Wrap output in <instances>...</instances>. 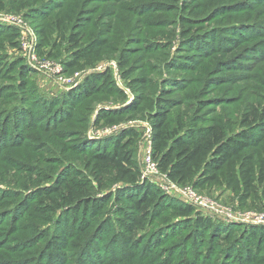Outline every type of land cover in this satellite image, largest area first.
<instances>
[{
    "label": "rangeland",
    "instance_id": "obj_1",
    "mask_svg": "<svg viewBox=\"0 0 264 264\" xmlns=\"http://www.w3.org/2000/svg\"><path fill=\"white\" fill-rule=\"evenodd\" d=\"M1 1L4 9L0 10V57L5 60L4 65L10 63L15 68L13 72L9 70L10 76H0V264H104L107 260L123 264L122 259L110 258L113 254L128 255L124 244L116 239L123 234L115 221L116 214L114 232L107 238L91 236L92 228L75 237L77 229L67 228L64 220L69 212L67 207L59 206L63 201L56 200L55 192L73 171L80 172L78 178H83L79 189L97 192L98 180L92 176L90 154L102 151L104 145L111 147V140L116 138L134 141L141 182H149L172 200L194 207L201 216L235 226L230 231V241L223 243L229 245L223 247L230 251L211 254L214 261L259 264L250 263L249 255L253 260L264 261V238L249 232L254 225L262 224L247 223L241 216L244 212L264 213V202L254 198L241 201V193L217 184H205L200 190L192 182L171 181L160 171L144 174L145 144L152 135L149 102L144 99L161 96L163 84L172 81V86H164L170 87L164 99L169 102L168 117H173L172 124L177 127L188 123V105L202 88L199 71H168L167 66L192 68L209 61L218 50L237 47V59H230L229 71L216 78L220 85L208 88L206 102L210 97L228 95L226 102L214 105L212 111L222 112L230 121L239 116L245 103L264 94V2L222 0L220 6H211L204 15L191 16L192 0H68L66 4L63 0ZM39 2L43 4L38 5ZM231 3L234 4L228 5ZM60 4L62 7L57 9L55 6ZM78 11L89 15L84 24L90 23L92 16L96 19L83 33L80 32L86 27L77 28L69 21ZM182 14L191 22H181ZM74 31L77 41H66L67 34ZM183 32L186 38L182 37ZM94 39L102 40L93 44ZM185 41L194 46L218 41V45L200 55H189L182 48ZM85 49L84 56L73 57L75 51ZM124 58L127 62L123 67ZM66 61L74 66L69 67ZM105 73L111 74L115 84L100 79ZM215 75L211 71L200 79L204 82ZM93 76V92L86 96L82 91ZM71 93H75L76 100L64 105ZM45 103H49L47 109L43 107ZM43 110L53 113L40 124L36 113ZM125 130L135 134L127 135ZM102 175L108 181L107 187L115 190L119 184L113 177L104 172ZM184 188L231 208L235 217L217 216L197 208L179 196ZM165 214L144 234L150 236L160 227L167 228L170 224L162 223L171 212ZM179 221L183 218L172 223ZM36 230L42 233L34 237ZM59 230L65 231L66 240L56 239ZM166 234L151 244L144 241L136 254L147 253L152 245L156 246L151 250L161 264H187L194 259V247L191 240L185 242L184 231L170 240L167 238L172 235ZM90 236L91 240L85 241ZM155 240L162 241L153 243ZM199 250L205 253L206 247Z\"/></svg>",
    "mask_w": 264,
    "mask_h": 264
},
{
    "label": "trees",
    "instance_id": "obj_2",
    "mask_svg": "<svg viewBox=\"0 0 264 264\" xmlns=\"http://www.w3.org/2000/svg\"><path fill=\"white\" fill-rule=\"evenodd\" d=\"M67 1L63 0L62 2L66 4ZM221 2L222 0H192L189 14L191 16H202L209 11L211 6L213 8L220 6L218 4ZM260 2L263 3L264 0ZM41 4L43 2L38 3V5ZM62 5L55 7L60 9ZM262 5L264 6V4ZM2 9H4V4L0 0V10ZM84 13L78 11L75 16L69 19L70 22L73 21L72 24L78 25L77 28L86 27L80 33L87 31L96 21L92 16L88 19L90 23L84 24V18L87 19L89 16ZM180 18L184 24L191 22L190 18L183 14ZM76 20L79 21L76 23ZM75 32L77 31L68 33L65 37L66 41H77ZM186 35V32L182 33L183 38H186ZM101 40L94 39L93 44H97ZM183 45L182 48L189 52V55H200L206 49L217 46L218 41H209L201 46H194L191 41H185ZM85 51L86 49L75 51L73 57L79 59L84 56ZM237 55V47L229 50L222 49L214 52L209 61L200 62L193 65L192 68L175 65L170 68L167 66L168 71L171 69L187 71L195 69V71H199L198 79L201 81L202 88L199 90L198 96L193 97L194 101L188 105L191 113L188 123H179L177 127L172 124L173 117H168L169 110L167 107L169 102L164 99L168 97L166 90L170 89V87L165 88L164 86H172V81L163 84L161 96L153 99L146 97L144 99L145 103L149 102L148 108L151 114L152 159L159 171L166 174L171 181L180 184L192 182L196 189L202 188L205 184H217L241 193V201L245 202L247 199L254 198L264 202V94L259 93L253 102L245 103L239 116L230 121L223 117L222 112L212 111L214 105L222 106L228 95L210 97L209 103L206 102L208 97L205 94L210 90L208 88L220 85L216 82V78H220L229 71L227 64L232 62L230 61L232 58L236 60ZM211 61L213 64L210 63ZM4 62L5 60L0 57V76H10L9 70L13 72L15 67H12L10 63L4 65ZM126 62L127 58L121 61L123 67ZM66 63L69 67L74 66L72 62L66 61ZM236 70L239 71V69ZM211 71H214L216 77L212 79L207 77L203 82V79L200 78ZM100 79L115 84L110 73H105ZM94 80H96V76L87 80L82 94L88 96L93 92L90 87L93 85ZM206 81L210 83H205ZM61 100H58L54 107H57ZM75 100V93H71L69 101L65 102L64 105ZM48 104L45 103L43 107L47 109ZM207 108H211V110L208 113L205 112L209 109L203 112ZM52 113V110L49 112L43 110L36 113V117H38L41 124V120L47 122L49 115ZM40 116L42 117L39 118ZM125 132H128L127 135L135 134L133 131L125 130ZM89 158L91 164H93L92 176L98 180L97 192H84L79 189L83 178H78L81 174L78 171L79 175L75 171L70 173L62 186L55 191L57 194L56 200L63 201L59 206L67 207L66 211L69 212L65 220L61 219L66 222L67 228L77 229L75 237L86 233L92 228L93 233L91 236L96 234L98 236L102 235V238H107L109 233L114 232L113 219L114 214H116L117 220L115 221L123 232L116 239L124 244L128 255L118 257L117 254H113L110 258L122 259L123 264H161L156 260L155 253L151 250L155 249L156 246H149L148 254L141 253L137 255L136 250L144 241L151 244L153 239L167 236L166 232H170V235H172L171 231L174 234L167 240L184 231L185 242L188 243L190 240L192 242L195 255L192 261H186L187 264H218L211 258V254L216 255L218 252L227 250L226 254L230 251V249H224L223 246L227 247L229 245H223V243L230 241V231L234 230L235 226H228L217 219L201 216L198 212H195L194 207L172 200L160 188L151 185L149 182L140 181L141 165L135 157L134 141L132 139H112L111 147L104 145L102 151L90 154ZM102 172L112 176L113 181L119 184L115 190H110L107 187L108 181H104ZM69 178H74V180H69ZM69 188L73 189L65 195L64 191ZM75 189H78V191L75 192ZM166 211H170L171 214L162 224L167 223L170 225L167 228L160 227L157 232L150 236L145 235L144 230L160 216L166 217ZM8 213L14 212L8 211ZM192 215L193 217H191ZM180 217L183 218V221L172 223L174 219ZM249 232L264 238L263 225H254L249 229ZM35 233L34 237L42 232L36 230ZM56 233V239H62L66 234L64 230L56 231ZM91 236L87 237L85 241H90ZM66 238L67 235L64 240ZM159 241L162 240H155L153 243ZM66 246H68V243H66ZM200 247H206L205 253L199 250ZM233 249L239 250V247ZM124 257L126 259H123ZM247 259L251 260L250 263H264V261L258 259L253 260L250 255ZM134 260L136 262L132 263ZM112 262L113 260H107L103 263L112 264ZM240 262L242 263V261Z\"/></svg>",
    "mask_w": 264,
    "mask_h": 264
},
{
    "label": "built area",
    "instance_id": "obj_3",
    "mask_svg": "<svg viewBox=\"0 0 264 264\" xmlns=\"http://www.w3.org/2000/svg\"><path fill=\"white\" fill-rule=\"evenodd\" d=\"M149 139V140H148ZM148 141H146L145 144V161H146V169L144 174H157L159 172V169L152 159V138L151 135L148 137ZM171 186H174L173 183L170 184ZM180 197L184 198L188 202L195 205L197 208H201L202 210H208L214 215L220 216L224 215L229 218H234L236 213L232 211L231 208H227L224 205H221L215 200L204 198L192 191L191 188H184L180 191ZM241 216L247 223H256V224H262L264 225V213H256L253 214L252 212H244L241 213Z\"/></svg>",
    "mask_w": 264,
    "mask_h": 264
}]
</instances>
